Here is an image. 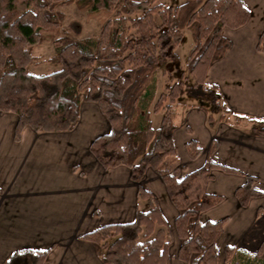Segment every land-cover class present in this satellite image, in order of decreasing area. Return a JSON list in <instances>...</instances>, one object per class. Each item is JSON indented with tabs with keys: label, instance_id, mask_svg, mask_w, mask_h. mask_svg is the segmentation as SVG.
<instances>
[{
	"label": "trees",
	"instance_id": "obj_1",
	"mask_svg": "<svg viewBox=\"0 0 264 264\" xmlns=\"http://www.w3.org/2000/svg\"><path fill=\"white\" fill-rule=\"evenodd\" d=\"M69 3L102 14L98 35L58 34L65 16L62 6ZM249 16L241 0H185L175 6L156 0H0V113L16 115L13 139L19 141L25 127L36 132L70 131L79 120L80 102H95L110 131L95 137L89 151L104 168L127 166L130 179L138 185V198L146 202V209L137 208L131 222L108 223L79 235L103 263L170 264L172 231L156 196L141 184L146 170L152 168L177 210V258L183 264H218L216 239L227 216L200 219L203 211L223 200L222 195L208 193L205 186L213 179L214 169L242 173L212 160L217 148L212 139L204 164L180 177L173 143L176 105L179 96L187 94L202 102L209 125L217 120L231 122L218 86L207 83L205 73L230 46L223 27L238 28ZM183 29L192 36L186 63L192 81L178 77L157 94V68L176 60ZM47 33L54 34V53L45 60L60 68L47 74L30 73L27 66L38 63L33 50ZM256 49L264 53V28ZM157 112L162 116L153 127L151 114ZM251 121V133L264 136V118ZM184 149L191 159L200 153L193 138ZM255 182L256 177L247 174L235 188L240 206L264 195ZM50 250H18L3 264H43ZM234 251L225 245L222 264H237L232 260ZM252 257L264 263V240Z\"/></svg>",
	"mask_w": 264,
	"mask_h": 264
},
{
	"label": "crops",
	"instance_id": "obj_2",
	"mask_svg": "<svg viewBox=\"0 0 264 264\" xmlns=\"http://www.w3.org/2000/svg\"><path fill=\"white\" fill-rule=\"evenodd\" d=\"M241 2L249 9V19L235 29L223 27L230 46L205 73V81L218 86L231 122L217 120L209 125L202 102L183 94L177 100L173 131L180 177L204 164L212 139L217 141L212 160L242 173L214 169L205 186L223 200L203 211L200 219L227 216L216 239L217 255L219 245L254 252L264 240V195L252 198L245 207L234 195L247 174L254 175L255 188L264 191V136L250 131L252 119L264 118V53L256 49L264 28V0ZM16 120L14 113H0V264L15 251L49 247L43 264H105L79 235L104 224L131 222L137 208L146 209V202L138 198V185L130 179L127 166L104 168L89 151L95 137L110 131L99 106L81 101L72 130L36 132L25 127L19 141L13 139ZM192 138L200 148L194 159L184 149ZM141 184L156 196L172 231L170 264H183L177 258V210L160 175L148 168Z\"/></svg>",
	"mask_w": 264,
	"mask_h": 264
},
{
	"label": "rangeland",
	"instance_id": "obj_3",
	"mask_svg": "<svg viewBox=\"0 0 264 264\" xmlns=\"http://www.w3.org/2000/svg\"><path fill=\"white\" fill-rule=\"evenodd\" d=\"M166 5H178L185 0H156ZM65 13L63 21L60 23L59 33H69L76 37L96 36L98 35L103 16L99 13H89L88 10H79L73 3L62 6ZM45 39L38 44L33 50L38 63H33L27 66V71L33 74H47L60 68L59 64H52L46 61L48 57L54 53L53 45L51 43V36L53 33H47ZM192 45V36L188 29H183V36L175 48L177 58L174 61L167 60L157 68V94L165 90L166 86L170 85L178 77L185 76V82L192 81L190 74L187 71L186 63L188 59V51ZM182 95L179 96V98ZM162 112L152 113L151 119L153 127L159 125ZM224 245L218 247V264H222L224 260ZM232 260L237 264H264L252 260V251H247L240 247H235ZM249 257L251 259H249Z\"/></svg>",
	"mask_w": 264,
	"mask_h": 264
}]
</instances>
